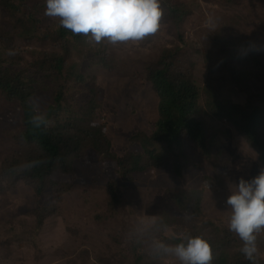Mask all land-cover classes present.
Masks as SVG:
<instances>
[{
  "label": "rangeland",
  "instance_id": "1",
  "mask_svg": "<svg viewBox=\"0 0 264 264\" xmlns=\"http://www.w3.org/2000/svg\"><path fill=\"white\" fill-rule=\"evenodd\" d=\"M178 1L190 10L182 31L191 45L188 49L191 64L187 70L198 88L204 85L206 77L204 50L212 46L218 30L243 54L258 51L264 65V0ZM43 13H40L43 29L58 25ZM6 30L0 12V38ZM173 43L171 27L162 20L158 32L143 42L121 44L117 48L105 45L113 69L99 64L92 52H77L79 69L87 77L86 84L79 87V100L86 99L90 88L96 86L99 94L96 121L106 125L111 151L118 157L143 152L142 145L133 141L132 136L138 132L151 134L158 116V97L143 73L150 58ZM14 45L20 50L42 48L39 42L20 39ZM80 53L84 54L82 58ZM26 59L15 69L25 68L33 60L30 55ZM245 65L254 67L250 60ZM0 66L8 64L1 61ZM212 85L215 90L223 86L229 91L232 87L231 99L239 104L246 101L245 94L236 85L225 83L222 76ZM261 87L264 91V86ZM45 95L42 91L36 96L41 106ZM204 122V135L214 148V156L207 160L184 139L187 166L182 177H175L166 166L161 170L148 169L130 184L121 182L124 200L117 209L110 208L107 192L108 182L119 181L116 167L95 153L76 162L74 176L66 179L59 174L56 185L40 196L23 182L8 186L0 192V264H177L153 259L145 245L129 239L130 228L141 216L164 218L168 231L161 234L162 239H176L181 233H201L224 241L230 254L240 253L242 242L228 230L231 213L224 202L231 194V186L242 177L252 179L264 166L256 151L225 121L204 116ZM21 129L19 104L6 100L0 93V165L20 152L15 136ZM197 187L203 190L202 220L210 222L209 225L185 219L186 215L172 200L173 193ZM53 204L55 211L39 225L36 212ZM257 243L259 260L264 264V233Z\"/></svg>",
  "mask_w": 264,
  "mask_h": 264
},
{
  "label": "trees",
  "instance_id": "2",
  "mask_svg": "<svg viewBox=\"0 0 264 264\" xmlns=\"http://www.w3.org/2000/svg\"><path fill=\"white\" fill-rule=\"evenodd\" d=\"M161 7L162 20L169 23L174 43L150 58L143 73L158 97L157 120L151 134L138 132L132 136L133 141L142 145V153L118 157L111 151L106 125L96 121L99 108L96 86L86 91V99L79 100V87L86 84L87 77L79 69L77 52H92L99 64L113 69L107 47L103 44L92 46L83 35H73L58 25L43 29L40 13L46 8L45 0L35 5L31 0H0V12L7 28L0 38V65L1 61L8 64L0 66V93L6 100L17 102L22 110V129L15 136L20 152L0 165V192L13 183L23 182L40 196L56 185L59 174L66 179L74 176L76 162L95 153L116 167L119 181L108 182L107 192L110 208L117 209L124 200L121 182L130 184L138 174L166 166L175 177H182L187 166L184 139L207 160L214 156V148L204 135V116L225 121L256 151L258 161L264 166V91L261 87L264 86V65L258 57L259 52L243 54L218 30L212 46L204 50L206 77L200 89L187 70L191 64L188 53L191 45L182 31L190 10L178 0H161ZM18 39L39 42L42 48L20 50L14 45ZM26 55L33 60L25 68L15 69L27 62ZM83 55L80 53L79 57ZM249 60L254 67H244ZM220 76L225 83L236 85L237 90L245 94L243 104L231 99L232 87L229 91L223 86L213 89L212 83ZM42 91L46 95L41 109L51 123L47 128L35 129L28 122L31 115L28 101ZM32 160L45 163L30 171L15 170ZM202 196V188L197 187L173 193L172 200L185 215L209 225L210 222L202 220ZM55 208L54 204L40 208L36 212L38 224L42 225ZM205 238L213 246V264H251L241 251L230 254L224 241ZM164 239L169 243L179 242L168 237ZM138 261L141 262V257ZM259 264H262L260 260Z\"/></svg>",
  "mask_w": 264,
  "mask_h": 264
},
{
  "label": "clouds",
  "instance_id": "3",
  "mask_svg": "<svg viewBox=\"0 0 264 264\" xmlns=\"http://www.w3.org/2000/svg\"><path fill=\"white\" fill-rule=\"evenodd\" d=\"M45 4V17L73 35H83L92 46L104 44L117 48L121 44L143 42L158 32L163 17L161 0H45ZM28 103L31 106L28 122L32 127L50 126L40 101L33 98ZM42 163L45 161L32 160L15 170L30 171ZM224 203L231 213L228 230L242 242L241 253L251 264H259L257 241L264 233V168L252 179L242 177L231 186V194ZM167 231L168 224L162 216H141L128 236L135 243L145 245L150 255L166 262L213 264V246L204 236L181 233L176 237L178 243H169L161 238Z\"/></svg>",
  "mask_w": 264,
  "mask_h": 264
}]
</instances>
